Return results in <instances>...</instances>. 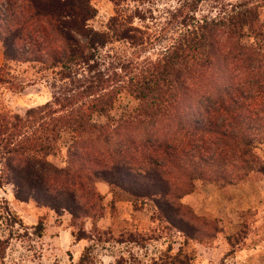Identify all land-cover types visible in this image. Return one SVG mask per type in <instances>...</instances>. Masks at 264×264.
<instances>
[{"label": "trees", "instance_id": "1", "mask_svg": "<svg viewBox=\"0 0 264 264\" xmlns=\"http://www.w3.org/2000/svg\"><path fill=\"white\" fill-rule=\"evenodd\" d=\"M111 1L115 14L96 29L92 0H0V83L9 64L22 63L50 95L22 114L0 110V182L17 201L81 223L70 233L90 244L78 264H94L97 244L151 238L99 227V181L110 186L111 207L124 193L133 207L152 206L168 229L197 238L203 219L186 195L199 183L264 176V0H176L158 16V0ZM123 92L139 105L115 116ZM65 138L58 165L50 156ZM186 261L166 251L144 264Z\"/></svg>", "mask_w": 264, "mask_h": 264}, {"label": "rangeland", "instance_id": "2", "mask_svg": "<svg viewBox=\"0 0 264 264\" xmlns=\"http://www.w3.org/2000/svg\"><path fill=\"white\" fill-rule=\"evenodd\" d=\"M175 1L158 0L154 6L157 7L155 15ZM229 1L236 3L240 0ZM92 3L97 15L90 25L104 29L117 7L111 0H92ZM260 17L264 22V6L260 8ZM151 20L149 17L147 22L153 23ZM136 23L145 24L139 20ZM114 46L120 48L121 44L115 43ZM3 61L0 45V68ZM2 74L6 79L0 83V110L22 114L49 99V92L42 82H31L38 75L28 65L12 62ZM138 105L139 101L123 92L112 113L119 116L134 111ZM94 120L102 123L105 117L95 114ZM69 141L63 139L61 151L50 156L56 164L64 165ZM120 197L119 201L126 200L122 198L126 197L124 193ZM182 201L194 215L203 219L196 225L199 229L197 238H187L168 229L152 206L136 208L130 203L119 202L113 208L106 201L105 215L99 219V227L110 228L116 235L134 232L142 233L136 236L139 239L143 234L151 238L139 244L129 241L97 244L93 252L94 264L114 263L120 256L127 260L125 264L150 263L166 251L171 255L181 252L182 257L188 256V264H264V176L256 175L224 186L199 183ZM36 207L33 201H17L13 186L0 182V264H78L84 247L90 244L87 240L77 243L70 233L71 229L77 232L81 223L70 222L68 214L56 215L47 208ZM70 224L74 226L70 228ZM86 226H92L91 220H87ZM170 246L172 249L168 250Z\"/></svg>", "mask_w": 264, "mask_h": 264}, {"label": "crops", "instance_id": "3", "mask_svg": "<svg viewBox=\"0 0 264 264\" xmlns=\"http://www.w3.org/2000/svg\"><path fill=\"white\" fill-rule=\"evenodd\" d=\"M97 187L98 189L100 190V192L105 196V202H109L111 199H112V193H111V189H110V186L104 182V181H99L97 183ZM188 198V197H187ZM119 202H125L127 204H131L130 201H127V200H124V201H119ZM118 201L116 203H119ZM37 209H44L45 207H39L37 206L36 207ZM50 212H53L52 210H50ZM67 213H65L66 215ZM57 215V214H56ZM69 215V214H68ZM70 216V215H69Z\"/></svg>", "mask_w": 264, "mask_h": 264}]
</instances>
